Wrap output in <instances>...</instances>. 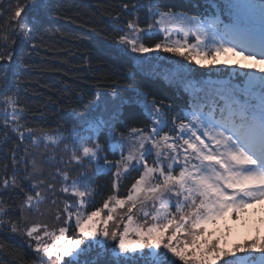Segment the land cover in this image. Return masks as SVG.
<instances>
[{"label": "snow or ice", "instance_id": "6c2138e0", "mask_svg": "<svg viewBox=\"0 0 264 264\" xmlns=\"http://www.w3.org/2000/svg\"><path fill=\"white\" fill-rule=\"evenodd\" d=\"M208 3L211 10L198 15L153 4L151 22L142 27L139 17L129 19L115 37L126 53L145 54L134 57L141 70L188 94L181 115L169 116L172 105L147 93L137 90L139 99H124L113 87L107 96L97 91L95 112L72 110L73 127L65 136L62 127L21 122L30 110L22 105L19 84L10 88L5 65L13 61L17 39L31 43L35 36L36 20L25 12L35 0H0V32L6 33L0 36V230L30 238L47 264H101L105 256L104 264H264V236L230 244L231 229L215 239L208 230L229 217L238 224L241 213L257 206L264 212V67L242 62L264 65V0ZM161 51L201 67L228 65L218 59L222 55L242 60L231 61L238 67L197 74ZM132 103L142 105L146 126L126 123L133 114L125 105ZM13 135L18 142L8 148ZM109 151L119 158L109 159ZM77 168L82 171L73 178ZM89 169L111 177L110 194L92 211ZM133 172L137 176L121 195ZM14 194L22 196L19 215L5 199ZM48 203L63 220L58 229L29 221V213L44 215L41 206ZM117 208L125 209L119 218Z\"/></svg>", "mask_w": 264, "mask_h": 264}, {"label": "trees", "instance_id": "16d2710c", "mask_svg": "<svg viewBox=\"0 0 264 264\" xmlns=\"http://www.w3.org/2000/svg\"><path fill=\"white\" fill-rule=\"evenodd\" d=\"M124 3L129 4V9L122 8ZM153 4L190 15L211 10L208 0H35L31 11L26 8L29 17L36 20L35 36L31 43L13 37L17 39V44L11 45L15 55L11 64L5 65L9 68L10 88L15 89L19 84L22 105L30 110L21 122L27 121L30 127H62L64 134H67L73 127L72 110H78L81 115L95 112L92 100L97 91L107 96L113 87L124 99H139L137 90L147 93L149 99L155 97L157 101L172 105L174 111L169 116L181 115L187 107L188 94L182 88L167 83L161 76L153 75L147 69L141 70L134 56L123 51L115 40L120 34L119 30L126 27L127 20L133 19L135 14L145 16ZM140 22L143 24L144 20ZM5 35L0 32V36ZM155 42V39L148 41L150 44ZM161 57L191 64L197 74L208 73L212 68L238 67L236 64L201 67L194 61H187L172 53L162 52ZM163 66L171 65L164 61ZM125 111L133 114V118L126 121L128 126L144 127L149 123L140 103L125 105ZM120 130L124 131V128ZM104 141L105 135L102 134L101 142ZM17 142L13 135L8 148ZM118 158L109 151V159ZM2 159L3 154H0ZM46 171L51 170L46 167ZM136 176L133 172L128 179L123 180L119 189L121 195ZM91 186L94 192L88 211L102 206L110 194L111 177L94 173ZM57 195L60 196L59 192ZM5 199L13 205V214L19 215L18 205L22 202V196L14 194L11 199ZM60 199L63 200V196ZM58 204L63 206L60 201ZM56 207L51 203L42 205L44 215L29 213V221L42 222L49 225L50 229H58L63 220L55 219ZM124 213L125 209L117 208L114 215L119 218ZM136 219L139 220V217ZM113 226V222H109V227ZM71 231L69 229V235ZM30 243V238L22 234L0 230V264H47L45 257L35 254L34 245L30 246ZM95 254L91 253L88 258L91 259ZM107 259V256L101 257V264Z\"/></svg>", "mask_w": 264, "mask_h": 264}, {"label": "rangeland", "instance_id": "374dc122", "mask_svg": "<svg viewBox=\"0 0 264 264\" xmlns=\"http://www.w3.org/2000/svg\"><path fill=\"white\" fill-rule=\"evenodd\" d=\"M150 9L151 8L148 9L145 16L139 17L137 14H135V17H139L140 20L141 19L144 20L143 24H141L142 27L145 26L146 22H151V18L149 16V10ZM189 39H190V42H192L191 41L192 38H189ZM161 54H162V51L160 52V55ZM131 55L136 57V56H144L145 54L140 53V54H131ZM148 55H153V54H148ZM218 59L229 60L230 63L228 65H235V63H231V61L238 60V59L242 60L241 57H233L230 54L222 55V56L218 57ZM242 62L255 65L256 67H264V65H259L256 63V61H253V60H247V61L242 60ZM243 71H246V69ZM64 135L67 136L68 133L64 134ZM62 147L63 146L61 145V148ZM59 154L65 155L62 151ZM47 169L54 171V169H51L48 167H47ZM80 171H82V169H79V168L72 171L71 175L73 176V178H76L77 173ZM94 173L95 172L93 169H89L86 173L88 181L91 185H92V176ZM260 208H261V206H257L256 209H249L248 215L241 213L242 219L240 220V222L238 224H234L232 219L229 217V218H226L225 220L219 221L218 225H216L215 227H213L212 225H209L208 226L209 232H215V235L212 238L215 239L216 236H220L222 233L226 232L227 229L232 230L231 234L228 237V241L230 244L236 243V242H242L245 239H251L252 237H255L257 235L264 236V223H261V219L264 218V212L260 211ZM225 225H227V228L225 227ZM217 229H219V231H217Z\"/></svg>", "mask_w": 264, "mask_h": 264}]
</instances>
